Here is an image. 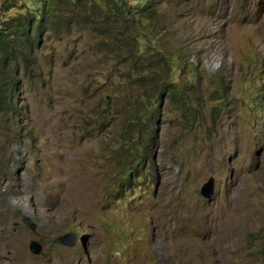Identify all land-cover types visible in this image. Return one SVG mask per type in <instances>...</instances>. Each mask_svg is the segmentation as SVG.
Here are the masks:
<instances>
[{
    "label": "rangeland",
    "instance_id": "rangeland-1",
    "mask_svg": "<svg viewBox=\"0 0 264 264\" xmlns=\"http://www.w3.org/2000/svg\"><path fill=\"white\" fill-rule=\"evenodd\" d=\"M145 2L137 43L101 45L65 11L31 68L10 65L21 85L0 113V264H264V0ZM96 11L88 20L111 22ZM222 205L238 224L219 234Z\"/></svg>",
    "mask_w": 264,
    "mask_h": 264
},
{
    "label": "trees",
    "instance_id": "trees-1",
    "mask_svg": "<svg viewBox=\"0 0 264 264\" xmlns=\"http://www.w3.org/2000/svg\"><path fill=\"white\" fill-rule=\"evenodd\" d=\"M8 2L5 0L3 4H0V113L16 109L15 92L21 85L15 68L11 69L10 65L14 59L20 57L24 65L28 67L27 69L31 68L34 61L32 51L40 45L41 38L45 35L50 37L51 34L61 33V19L63 18L66 22L71 19V17L62 16L65 11L79 14L81 20L89 24L94 23L93 30L104 35V38L100 40L101 45L106 43L108 45L111 42L114 47H119L121 50L123 45L137 43L141 40L140 34L145 32L134 23V19L141 21L150 19V14H136L134 6L152 8L149 2L143 3L141 0H11L10 3ZM100 8L102 10H99ZM90 10H97V14H102L103 23L111 22L102 25L94 18L88 20ZM144 60L140 59V62L144 64ZM152 61L156 64L154 67L162 68L163 64L156 62L158 59ZM156 77V72H150L152 86L163 90L165 84L156 82ZM208 80L215 86H219L213 91L219 98L222 77L212 76ZM168 84L175 85V82L172 80L166 85ZM175 91L172 89V93ZM156 99L158 98L144 99L145 106H158ZM184 103L190 106L189 101L185 100ZM256 107L261 108L259 103ZM136 118L138 117L131 119L130 123L135 122ZM129 146L133 148L131 144Z\"/></svg>",
    "mask_w": 264,
    "mask_h": 264
},
{
    "label": "bare ground",
    "instance_id": "bare-ground-1",
    "mask_svg": "<svg viewBox=\"0 0 264 264\" xmlns=\"http://www.w3.org/2000/svg\"><path fill=\"white\" fill-rule=\"evenodd\" d=\"M236 198V197H235ZM231 199V198H230ZM235 203V202H234ZM233 204V203H232ZM223 205H225V204H223ZM222 205V206H223ZM228 205V204H227ZM226 205V206H227ZM221 206V205H220ZM233 206H234V204H233ZM238 206V205H237ZM219 207V206H218ZM217 207V208H218ZM236 207V206H235ZM221 208V207H220ZM220 208H218V210H217V215H218V219L216 220V221H214V223H212V224H210L211 226H212V228H214L219 234H221V232H222V230H227V232H230L229 230L232 228V226H234V223H236L235 222V220H237V218L234 220V218H232V216L230 215V210H232L231 209V207H225V206H223L221 209ZM236 210V209H235ZM234 212V211H233ZM215 214V215H216ZM216 215V216H217ZM234 215H236V214H234ZM239 216V215H238ZM215 220V219H214ZM164 221H165V223H164V225L163 226H161V225H159V224H157V223H155V225H156V235L157 236H162L163 238H165L166 239V237H167V233H166V231L169 229V227H170V225L168 224V222L164 219ZM212 222V221H211ZM240 222V221H239ZM236 224H238V222L236 223ZM233 232V231H232ZM223 233V232H222ZM225 233H226V231H225ZM226 235V234H225ZM229 236V235H228ZM228 236H227V239H229L228 238ZM223 237V236H222ZM225 239H226V237H224ZM221 239H223V238H221ZM224 239V240H225ZM226 239V240H227ZM231 239V238H230ZM229 239V240H230ZM163 240V239H162ZM175 241L177 242V243H179V244H183V239L181 238V236H179V235H176V238H175ZM213 242V241H212ZM229 242V241H228ZM227 243V242H226ZM230 243V242H229ZM218 246H220V245H218ZM221 248V246L219 247V249Z\"/></svg>",
    "mask_w": 264,
    "mask_h": 264
},
{
    "label": "water",
    "instance_id": "water-1",
    "mask_svg": "<svg viewBox=\"0 0 264 264\" xmlns=\"http://www.w3.org/2000/svg\"><path fill=\"white\" fill-rule=\"evenodd\" d=\"M202 193L204 194V196L208 199H211L214 193V179L210 178L207 182H205L202 185ZM24 223L30 227L33 231L36 230V223L29 217V216H25L24 217ZM70 236V234H66L63 236L59 237V240L66 244V245H73L75 242V239H72V241H68V237ZM29 248L31 250V252L35 253V254H39L41 249H42V245L37 241V240H32V242L29 245Z\"/></svg>",
    "mask_w": 264,
    "mask_h": 264
}]
</instances>
